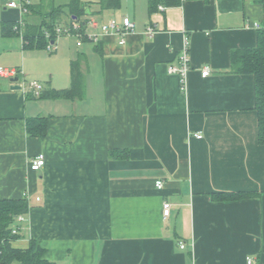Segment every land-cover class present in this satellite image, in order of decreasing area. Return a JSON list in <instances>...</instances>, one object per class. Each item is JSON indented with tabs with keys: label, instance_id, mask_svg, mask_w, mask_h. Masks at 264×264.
<instances>
[{
	"label": "crops",
	"instance_id": "obj_1",
	"mask_svg": "<svg viewBox=\"0 0 264 264\" xmlns=\"http://www.w3.org/2000/svg\"><path fill=\"white\" fill-rule=\"evenodd\" d=\"M32 2L29 23L59 6L60 24L72 20L70 0ZM81 2V19L130 17L126 43L114 33L81 45L62 35L49 51L26 48L24 29L1 33L0 67L18 69L19 84L69 89L76 59L84 80L83 96L70 99L35 96L0 78V197H25L30 205L16 221L13 245L38 239L54 264H264L255 76L235 72L231 60L233 51L257 45L261 0H121L115 8ZM10 10L4 20L25 19ZM186 40L191 69L183 87L168 65L179 62ZM204 67L211 70L205 77ZM37 116L48 118L44 138L27 131V118ZM123 150L129 157H112ZM40 154L45 164L34 171ZM228 191L259 194L213 198ZM165 201L172 203L167 218Z\"/></svg>",
	"mask_w": 264,
	"mask_h": 264
},
{
	"label": "trees",
	"instance_id": "obj_2",
	"mask_svg": "<svg viewBox=\"0 0 264 264\" xmlns=\"http://www.w3.org/2000/svg\"><path fill=\"white\" fill-rule=\"evenodd\" d=\"M179 0H173L177 4ZM264 5V0H261ZM102 8H115L121 0H100ZM34 2L28 5V12L24 19V43L26 48H46L48 38L46 31L55 36V26L60 24L64 7H52L42 15L40 23H29L27 17L35 8ZM71 19L82 18L85 9L81 0H70L67 4ZM19 22L3 20L1 22V33L3 36H18L20 32L15 29ZM257 45L253 48H246L233 51L231 54L233 70L238 73H250L255 76L256 88V111L258 118L259 141L264 144V27L259 28ZM72 83L69 89L55 90L47 89L42 92L43 98H79L84 94V80L80 68L79 59L72 61ZM27 131L31 136L44 138L48 131V118L37 116L27 118ZM112 157H129V151H112ZM252 191H228L213 193V198L219 201L239 200L258 195ZM30 205L27 198H2L0 197V264H12L18 260L21 264H54L46 257V249L38 239L30 240L29 246L19 248L13 242L20 237L19 232L14 233L16 218L18 215H25L29 212Z\"/></svg>",
	"mask_w": 264,
	"mask_h": 264
},
{
	"label": "built area",
	"instance_id": "obj_3",
	"mask_svg": "<svg viewBox=\"0 0 264 264\" xmlns=\"http://www.w3.org/2000/svg\"><path fill=\"white\" fill-rule=\"evenodd\" d=\"M32 3V0H9L7 1V7L17 8L22 14H26L28 12V5ZM159 9L163 10L165 7L163 5H159ZM24 20L21 18L19 19V25L15 26V29L21 32L24 28ZM258 26L257 23H255ZM134 22L131 20L130 17L125 16L121 20L117 18H110L108 21L101 22L95 16L91 15L88 16L86 19L81 18H74L68 23H62L55 26V36L52 39V33L46 31V36L48 38V43L46 48L49 51H54L56 49L55 45V38L62 36V35H69V36H76L78 38L77 44L81 45L83 40L88 39L94 42L100 41V36L103 34L114 33L120 39V44L126 43V33L132 31L134 29ZM154 27L150 26L148 28L149 33H154ZM191 69L190 63V55H189V41L186 40L184 50L182 51L179 62L177 64H169L168 71L171 74H177L181 81L182 86L184 87L185 79L187 73ZM211 70L209 67H204L202 70V75L208 76ZM15 76H18V69L16 68H6L0 67V78L11 79ZM27 92H31L35 96H40L42 92L45 90L44 85L39 83L38 81H30L21 84ZM197 137L201 138L202 134L197 133ZM45 164L44 155L40 154L36 156L31 161V169L34 171H39L40 168ZM157 187L162 188L164 186V182L162 180L157 181ZM171 206L172 203L169 201H165L163 203V216L164 218L169 217L171 213ZM24 219V215H18L16 220L21 221ZM19 229L17 227L14 228L13 232H18ZM181 248L186 247V243H180ZM248 263H252V259L248 260Z\"/></svg>",
	"mask_w": 264,
	"mask_h": 264
},
{
	"label": "rangeland",
	"instance_id": "obj_4",
	"mask_svg": "<svg viewBox=\"0 0 264 264\" xmlns=\"http://www.w3.org/2000/svg\"><path fill=\"white\" fill-rule=\"evenodd\" d=\"M64 1V0H63ZM59 4H64L61 1H59ZM7 6V5H6ZM3 0H0V37H1V22L4 20L6 15H11L15 10H10L11 8L8 7L6 10L3 8ZM45 13V12H44ZM4 16V17H3ZM12 16V15H11ZM10 16V17H11ZM47 52V50H45Z\"/></svg>",
	"mask_w": 264,
	"mask_h": 264
},
{
	"label": "water",
	"instance_id": "obj_5",
	"mask_svg": "<svg viewBox=\"0 0 264 264\" xmlns=\"http://www.w3.org/2000/svg\"><path fill=\"white\" fill-rule=\"evenodd\" d=\"M10 81L12 82V85H11L12 89H21L22 88V85L18 83V81H19L18 76L11 78Z\"/></svg>",
	"mask_w": 264,
	"mask_h": 264
}]
</instances>
